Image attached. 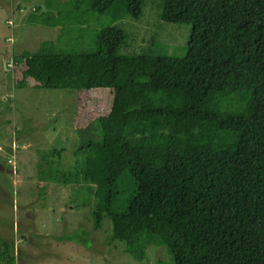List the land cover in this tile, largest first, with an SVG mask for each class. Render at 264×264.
<instances>
[{"label":"trees","instance_id":"obj_1","mask_svg":"<svg viewBox=\"0 0 264 264\" xmlns=\"http://www.w3.org/2000/svg\"><path fill=\"white\" fill-rule=\"evenodd\" d=\"M159 19L189 23L185 51L156 38L124 51L116 24L148 0H43L27 20L60 26L14 55L15 86L110 87L108 111L79 146L92 186V228L156 264H264V0H149ZM92 29V30H91ZM64 235L88 245V236ZM0 234V264H15Z\"/></svg>","mask_w":264,"mask_h":264},{"label":"rangeland","instance_id":"obj_2","mask_svg":"<svg viewBox=\"0 0 264 264\" xmlns=\"http://www.w3.org/2000/svg\"><path fill=\"white\" fill-rule=\"evenodd\" d=\"M43 0H0V234L8 240L15 264H156L169 258L150 244L137 260L117 239L107 242L108 218L92 228L91 184L83 177L79 146L93 136L96 117L108 111L110 87L90 89L15 86L14 55L55 39L60 26L32 24L28 14ZM91 28L112 23L129 37L124 51L138 50L156 38L157 48L184 53L190 24L159 19L145 4L139 19L112 21L98 16ZM92 30V29H91ZM88 236V245L64 235Z\"/></svg>","mask_w":264,"mask_h":264},{"label":"crops","instance_id":"obj_3","mask_svg":"<svg viewBox=\"0 0 264 264\" xmlns=\"http://www.w3.org/2000/svg\"><path fill=\"white\" fill-rule=\"evenodd\" d=\"M32 23V22H31ZM32 24H36V23H32Z\"/></svg>","mask_w":264,"mask_h":264}]
</instances>
